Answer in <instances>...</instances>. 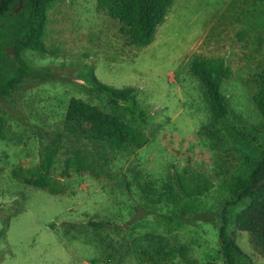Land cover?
I'll list each match as a JSON object with an SVG mask.
<instances>
[{
	"label": "rangeland",
	"instance_id": "rangeland-1",
	"mask_svg": "<svg viewBox=\"0 0 264 264\" xmlns=\"http://www.w3.org/2000/svg\"><path fill=\"white\" fill-rule=\"evenodd\" d=\"M43 44L45 52H17L31 66L72 82L27 78L0 97V264H222L218 229L229 198L225 178L249 171L264 154V120L252 101L254 76L264 66V0H174L153 40L140 48L125 42L118 21L97 0H64L48 10ZM196 53L221 58L230 68L221 91L231 114L254 130L240 136L236 127L208 128L205 90L189 71ZM90 66L103 83L135 87V103L147 116L125 120L147 136L145 145L113 148L88 136L87 121L74 133L66 130L72 97L123 118L104 94L81 84ZM47 146L53 147L51 173L66 186L63 194L11 177L15 168L36 169ZM76 152L97 175L59 176L65 158ZM178 174L210 181L195 202L198 210L213 212L212 221L192 218L167 229L158 219L157 213L174 211L161 194ZM247 204L230 206V218ZM228 230L254 264H264V252L247 231L233 222ZM160 237L166 248H175L173 254L155 253Z\"/></svg>",
	"mask_w": 264,
	"mask_h": 264
},
{
	"label": "trees",
	"instance_id": "trees-1",
	"mask_svg": "<svg viewBox=\"0 0 264 264\" xmlns=\"http://www.w3.org/2000/svg\"><path fill=\"white\" fill-rule=\"evenodd\" d=\"M64 0H0V97L10 94L12 87L30 78L38 82L47 80H64L72 82L58 73L46 69H37L23 58L17 51L35 50L45 52L43 44L44 29L48 10L57 2ZM174 0H97V7L103 9L111 18L119 23V31L127 44L137 48L148 45L154 38L160 25L172 6ZM8 48L13 52L9 53ZM190 73L198 79L205 90L210 110L208 128L214 132L220 129L230 132L237 128L239 135H244L247 125L241 122L238 115L231 114L226 96L221 91L222 82L231 72L221 58H209L196 53L189 64ZM82 85L91 92L104 94L108 102L122 114L119 119L103 112L81 98H70L65 112V128L73 132L83 121L90 122L88 136L104 141L109 146L120 149L127 146L141 147L146 144L147 136L131 123L132 120H144L145 109L139 107L134 100L135 87L125 85L114 87L101 82L90 66L88 76L81 78ZM255 92L252 101L264 120V66L254 76ZM4 119L0 115V137H4ZM59 136L57 137V140ZM56 163L52 146L45 147L36 169L23 171L12 169L11 177L22 184L46 191L50 194H63L66 186L55 178L51 171ZM94 172L91 162L83 155L75 153L65 158L61 178H68L73 172ZM202 179V180H200ZM229 198L220 210L221 222L218 229L219 249L222 264H254L251 258L237 245L228 223H236L240 229L249 233L250 242L264 252V154L253 164L249 171L230 173L225 178ZM211 187L205 178L176 175L172 183L166 185L161 194L172 202V213H157L167 229L183 225L192 218L213 220V212L197 209L196 199ZM248 200V204L235 219L230 218L229 207ZM100 226L101 223H95ZM156 254L164 257L173 254L175 248H166L162 237L154 242ZM145 252V251H144ZM185 264H194L186 260Z\"/></svg>",
	"mask_w": 264,
	"mask_h": 264
}]
</instances>
